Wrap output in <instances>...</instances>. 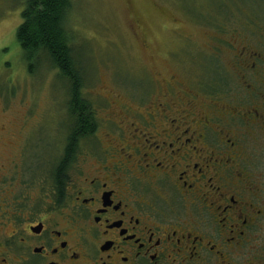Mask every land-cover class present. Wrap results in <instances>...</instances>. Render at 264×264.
<instances>
[{"label": "flooded vegetation", "instance_id": "1", "mask_svg": "<svg viewBox=\"0 0 264 264\" xmlns=\"http://www.w3.org/2000/svg\"><path fill=\"white\" fill-rule=\"evenodd\" d=\"M143 43L149 74L102 87L69 153V124L48 140L8 129L0 264H264V53L226 42L236 77L220 87L160 70Z\"/></svg>", "mask_w": 264, "mask_h": 264}, {"label": "rangeland", "instance_id": "2", "mask_svg": "<svg viewBox=\"0 0 264 264\" xmlns=\"http://www.w3.org/2000/svg\"><path fill=\"white\" fill-rule=\"evenodd\" d=\"M71 2L66 24L76 37L72 44L83 67V95L96 115L106 107L108 94L102 87H113L118 79L137 85L149 74L143 39L160 70L176 72L182 81L202 76L220 87L236 77L234 49L226 42L248 43L264 53V0ZM24 5L25 0H0V143L8 139V129H18L22 123L27 122L28 128L34 124L41 138L48 140L52 132L55 139L61 137L71 122L67 83L44 62L37 69L29 67L15 39ZM14 140L21 141L19 136ZM254 148L263 159L257 166L264 170V136ZM54 150L50 145L43 153L44 162Z\"/></svg>", "mask_w": 264, "mask_h": 264}, {"label": "trees", "instance_id": "3", "mask_svg": "<svg viewBox=\"0 0 264 264\" xmlns=\"http://www.w3.org/2000/svg\"><path fill=\"white\" fill-rule=\"evenodd\" d=\"M71 0H25L15 39L29 67L37 69L39 62L56 69L57 75L68 85V116L71 120L67 152L76 147L80 136L88 139V131L97 122L92 104L83 95V67L74 57L73 31L67 26ZM68 126V127H69ZM61 166L54 169L59 177Z\"/></svg>", "mask_w": 264, "mask_h": 264}]
</instances>
